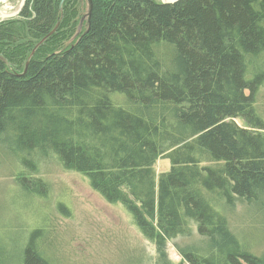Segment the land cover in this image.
I'll return each instance as SVG.
<instances>
[{
  "label": "trees",
  "instance_id": "trees-1",
  "mask_svg": "<svg viewBox=\"0 0 264 264\" xmlns=\"http://www.w3.org/2000/svg\"><path fill=\"white\" fill-rule=\"evenodd\" d=\"M87 1L86 29L63 47L60 24L33 56L66 1L26 0L0 22V152L19 159L15 181L46 197L36 164L51 158L156 247L194 226L210 250L178 264H264L225 215L239 202L264 219V0ZM29 56L25 75L5 62ZM159 159L170 170L157 176ZM42 240L30 234L19 264H52Z\"/></svg>",
  "mask_w": 264,
  "mask_h": 264
},
{
  "label": "rangeland",
  "instance_id": "rangeland-1",
  "mask_svg": "<svg viewBox=\"0 0 264 264\" xmlns=\"http://www.w3.org/2000/svg\"><path fill=\"white\" fill-rule=\"evenodd\" d=\"M65 1L61 21L54 29L55 32L61 25L70 26L62 36L65 38L61 41L63 47L86 29L89 14L87 0ZM19 3L20 0H0V22L13 15ZM45 41L35 47L31 56ZM29 58L18 62L6 57L5 62L11 72L21 73ZM257 107L264 118V85L257 96ZM235 122L244 127L240 120ZM2 149L0 249L9 264H19L20 253L30 234L39 229L43 232L40 251L52 264H157L159 261L178 264L187 252L206 255L210 250L209 240L200 237L194 226L187 235L161 247L147 242L121 206L107 204L92 191L83 175L64 171L51 158L36 164V177L47 185V196L27 191L15 181L22 170L19 159L6 148ZM169 170L168 160L159 159L154 164L157 176ZM23 173L27 174L26 169ZM59 205L64 207L63 212ZM225 215L229 229L243 236L252 252L264 258V219H259L251 207L239 202L227 209Z\"/></svg>",
  "mask_w": 264,
  "mask_h": 264
},
{
  "label": "water",
  "instance_id": "water-1",
  "mask_svg": "<svg viewBox=\"0 0 264 264\" xmlns=\"http://www.w3.org/2000/svg\"><path fill=\"white\" fill-rule=\"evenodd\" d=\"M157 2H159L161 5H175L177 4L178 2H180L181 0H155ZM25 3H26V0H20V3H19V6H18V9L17 11L13 14V15H10V16H6L4 19H9V18H15L17 16H19L20 12L22 11V9L24 8L25 6ZM89 3V13H90V9H91V4L90 2ZM89 15V14H88ZM54 31H52L46 38L45 40L51 36L53 34ZM26 70H27V65H26V68L23 72L22 75H25L26 73Z\"/></svg>",
  "mask_w": 264,
  "mask_h": 264
}]
</instances>
